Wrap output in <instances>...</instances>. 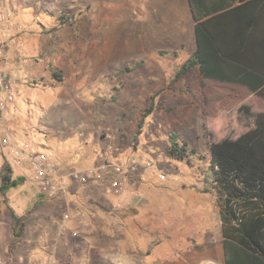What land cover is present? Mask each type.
Returning <instances> with one entry per match:
<instances>
[{
    "label": "rangeland",
    "instance_id": "rangeland-1",
    "mask_svg": "<svg viewBox=\"0 0 264 264\" xmlns=\"http://www.w3.org/2000/svg\"><path fill=\"white\" fill-rule=\"evenodd\" d=\"M20 6L25 33L37 38L24 37L25 45L15 53L24 62L25 86L15 102L19 112L11 107L6 123L21 140L55 149L67 169L84 160L72 162L81 147L87 158L95 155L94 147L112 144L125 159L134 153L153 158L167 175L163 185L213 191L203 106L187 91L186 80L177 77L196 49L195 22L186 0H21ZM173 133L198 152L186 161L171 158ZM15 169L26 178L11 191V204L0 208L4 230L13 226L12 210L30 227L29 213L43 215L47 208L45 192L30 172ZM60 212L61 207L55 210V218ZM6 240L4 231L0 245ZM169 243L163 240L162 248ZM81 253L87 254L86 249ZM93 255L94 264H111ZM150 257L146 262L175 264L168 255Z\"/></svg>",
    "mask_w": 264,
    "mask_h": 264
},
{
    "label": "trees",
    "instance_id": "trees-1",
    "mask_svg": "<svg viewBox=\"0 0 264 264\" xmlns=\"http://www.w3.org/2000/svg\"><path fill=\"white\" fill-rule=\"evenodd\" d=\"M188 3L196 49L177 77L186 80L187 91L203 106L213 186L203 191L214 192L218 200L226 264H264V0ZM181 139L171 134L168 154L186 161L198 151ZM0 181L7 201L8 192L25 178L15 177L3 160ZM11 217L19 238L26 222L14 210Z\"/></svg>",
    "mask_w": 264,
    "mask_h": 264
},
{
    "label": "crops",
    "instance_id": "crops-1",
    "mask_svg": "<svg viewBox=\"0 0 264 264\" xmlns=\"http://www.w3.org/2000/svg\"><path fill=\"white\" fill-rule=\"evenodd\" d=\"M186 3L189 5L188 0ZM20 7L16 20L22 23L25 11ZM24 37L27 41L37 40L28 33ZM23 79L19 93L25 86ZM5 128L13 137L20 138L7 123ZM68 150L71 156L73 151ZM86 153L83 151V156L78 158L84 160L77 166L84 168L97 161L93 154L85 158ZM2 167L0 155V178ZM16 167H13L14 176L26 178ZM145 173L148 181L139 183L137 190L121 197L105 192L107 180L86 185L73 183L67 195L61 194L44 204L47 208L43 215H35L36 210L29 213L31 225L26 224L21 237L14 236L13 226L5 230L0 226V235L5 231L7 236L5 245H0V256L6 264H29L41 257L44 248L54 254L57 264H94V253L100 259L98 262L103 258L111 264H152L146 260L152 259L153 254L168 255L175 264H226L221 210L214 192L203 191L205 186L163 185L150 171ZM175 180L178 182L176 177ZM13 189L8 192L7 201L0 193L2 206L11 204ZM139 193L142 197H138ZM60 207L63 212L55 218V210ZM68 211H73L74 217L64 221L62 217ZM74 230L80 232L78 236L73 235ZM99 236H105L106 240ZM163 240H169L168 249L162 248ZM103 243L104 247H99ZM83 248L87 254L81 253ZM78 254L82 259H78Z\"/></svg>",
    "mask_w": 264,
    "mask_h": 264
},
{
    "label": "built area",
    "instance_id": "built-area-1",
    "mask_svg": "<svg viewBox=\"0 0 264 264\" xmlns=\"http://www.w3.org/2000/svg\"><path fill=\"white\" fill-rule=\"evenodd\" d=\"M19 0H0V154L3 160L12 167H24L45 192L48 200L67 195L73 183L86 185L90 182L107 180L105 192L119 195V197L137 190L139 183L148 181L146 170L157 177L159 181L167 180V175L157 169L153 158H144L139 154L132 159H125L112 144L94 147L93 152L97 161L86 167L75 166L65 168V162L55 149L45 147L40 143L28 142L13 137L5 128L6 114L11 107L19 112L15 106L21 83L23 60L15 54L25 45V27L16 20ZM13 55V56H12ZM6 132V134L3 133ZM83 156L81 147L72 162ZM142 197V194H138ZM0 201V208L2 207ZM73 211H68L62 219L70 220L74 217ZM74 230L75 236L79 235ZM41 257L34 258L29 264H57L52 252L42 249ZM0 264H6L0 256Z\"/></svg>",
    "mask_w": 264,
    "mask_h": 264
}]
</instances>
